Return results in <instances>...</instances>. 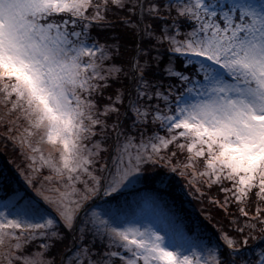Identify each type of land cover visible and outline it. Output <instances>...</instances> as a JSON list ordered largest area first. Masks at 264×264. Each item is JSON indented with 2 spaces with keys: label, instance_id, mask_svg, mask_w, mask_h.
Segmentation results:
<instances>
[{
  "label": "snow or ice",
  "instance_id": "snow-or-ice-1",
  "mask_svg": "<svg viewBox=\"0 0 264 264\" xmlns=\"http://www.w3.org/2000/svg\"><path fill=\"white\" fill-rule=\"evenodd\" d=\"M0 93L28 161L0 168V264H264V0H0ZM176 174L227 227L184 223ZM145 183L171 200L140 225Z\"/></svg>",
  "mask_w": 264,
  "mask_h": 264
},
{
  "label": "trees",
  "instance_id": "trees-1",
  "mask_svg": "<svg viewBox=\"0 0 264 264\" xmlns=\"http://www.w3.org/2000/svg\"><path fill=\"white\" fill-rule=\"evenodd\" d=\"M94 34L96 33L94 32ZM100 35L103 36L104 34L101 33ZM103 42V39H101V43ZM2 101L3 94L0 93V168L11 170V172L15 175L18 169L19 171L26 170L28 161L24 156L21 155L18 141H13L11 137L18 135L19 132H22L26 124L23 119H20L19 121L16 120V117L18 115L17 112L8 111V109L11 108L10 103L5 104ZM9 129H11V131ZM104 146L108 148V151L102 152L101 156L107 158L112 153V141H108ZM169 148L171 149L172 146L170 145ZM180 159H183V157H180ZM101 163H103V160L101 161ZM48 175L49 172L46 169L37 174H34L35 178L41 183H45L44 177ZM16 179L19 181V186L26 187L22 177L16 175ZM176 181L179 182L178 184H176L177 188L183 187L181 196L183 198V208L186 210V212H182L180 213V215L184 216V223L191 227V222L193 220H196L197 222L204 221V218L206 216L211 215L213 219L210 222L205 221V223H210L211 225L216 227L228 226V216H226L225 212L218 205H214L212 203L213 200H219L223 202L224 193L220 192L219 186L213 185L210 188L206 185L200 186V191L204 193V195L201 197L200 193L195 192L194 189H190L185 180L180 178L178 174L175 175L174 183ZM52 184L55 183L53 182ZM37 187H39V184L37 185ZM29 191L31 193L33 190L29 189ZM160 196H165V199L169 201L171 200V197L167 196L161 190V186L153 185L151 183H145L142 185H137L134 189H130L125 194V199L127 200L128 204H137L138 207H140L142 203L145 202L149 197ZM160 203L163 204L164 201L161 200ZM146 209H155L156 214L159 215L160 209L158 208L146 207ZM165 210H167V207H165ZM228 211L235 212L236 210L232 205H229ZM217 221L220 222L219 225H217ZM189 234L195 235V233L193 232H189Z\"/></svg>",
  "mask_w": 264,
  "mask_h": 264
},
{
  "label": "rangeland",
  "instance_id": "rangeland-1",
  "mask_svg": "<svg viewBox=\"0 0 264 264\" xmlns=\"http://www.w3.org/2000/svg\"><path fill=\"white\" fill-rule=\"evenodd\" d=\"M47 148V146H44ZM44 187H55V184L43 183ZM40 186V185H39ZM141 205V204H140ZM148 209V208H147ZM145 202L140 207L138 205H130L127 203L125 208V216L128 221L134 222L140 225L154 224L157 222L158 215L154 210H147Z\"/></svg>",
  "mask_w": 264,
  "mask_h": 264
}]
</instances>
